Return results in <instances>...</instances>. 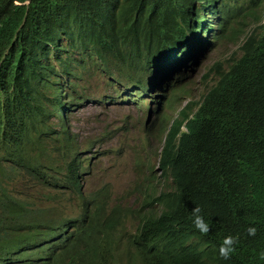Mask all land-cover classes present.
I'll list each match as a JSON object with an SVG mask.
<instances>
[{
    "label": "trees",
    "instance_id": "obj_1",
    "mask_svg": "<svg viewBox=\"0 0 264 264\" xmlns=\"http://www.w3.org/2000/svg\"><path fill=\"white\" fill-rule=\"evenodd\" d=\"M263 22L264 0H0V264H264ZM208 32L245 41L167 133L160 168L175 187H131L144 200L137 216L111 185L87 191L92 164L77 134L50 128L52 112L68 123L69 108L92 99L81 82L100 75L147 91L154 63L182 62ZM22 179L72 191L78 212L21 198ZM197 206L206 235L192 223ZM228 235L239 240L224 259Z\"/></svg>",
    "mask_w": 264,
    "mask_h": 264
},
{
    "label": "rangeland",
    "instance_id": "obj_2",
    "mask_svg": "<svg viewBox=\"0 0 264 264\" xmlns=\"http://www.w3.org/2000/svg\"><path fill=\"white\" fill-rule=\"evenodd\" d=\"M244 41L245 37L237 45L208 41L204 55L191 58L185 67L179 65L174 80L177 86L184 87V92L178 93L181 100L170 106L160 97L166 92V100L171 99V90L156 91L158 99H155L151 93L148 95L147 91L129 90L135 88L130 85L127 89L117 85L111 86V78L101 75L93 77L90 82H82L81 93L101 102L77 105L71 108L68 115L71 131L79 136V155L92 164L91 175L83 179L87 191L92 192L109 184L115 198H126L128 195V206L135 208L138 196L132 195L131 187L138 186L143 191L158 187L159 192L174 187L171 179H161L159 169L157 155L163 144L162 122L166 119V125L170 127L179 111L187 105V108L193 111L217 80L213 67L218 65V68L221 66L222 70H226L241 56L239 46ZM194 52L201 54L197 48ZM163 78L165 77L160 75L155 86L149 89L158 88ZM186 94L188 96H185ZM116 95L120 97L118 101L111 102L109 97L117 98ZM124 98L130 101H123ZM50 128L60 133L58 121L51 123ZM59 137L62 139L57 133L50 136L54 143H60ZM151 176H154V179ZM15 188L21 198H34L47 210L61 207L62 209L56 212L57 215L73 217L78 212L80 201L70 190L53 191L49 189L48 184L33 187L23 179L15 182ZM127 228H131L130 222L127 223Z\"/></svg>",
    "mask_w": 264,
    "mask_h": 264
},
{
    "label": "clouds",
    "instance_id": "obj_3",
    "mask_svg": "<svg viewBox=\"0 0 264 264\" xmlns=\"http://www.w3.org/2000/svg\"><path fill=\"white\" fill-rule=\"evenodd\" d=\"M206 35L207 36L203 37L201 45H195L194 40H191L190 45L188 46V48L185 51V53L187 54V57L182 62H175L173 65H170L169 63H167V64H165V63L164 64L154 63L153 64L152 69H151L152 70V74L149 77L148 82H147V86H148L147 93H148V95H149V93H151V95H153L152 98L156 99L157 98L156 97V93H155L156 91L157 92L158 91H162L163 89L166 90V91L171 90L173 92L172 98L166 100V97H167L168 93L164 92L163 96L160 97L163 100V102L166 101V105L170 106V105H173L174 103H178L181 100V98L179 97L178 93H183V91H181V88H184V87L182 85L177 86L176 83H175V80H174V75L176 73H178V71H179L178 70V66L182 65V67H185V64L187 62H189L191 58L199 57L200 55H204L203 54L205 52L204 49L206 47H208V45H207L208 41L209 42H214V43H216L217 41H220V42L223 43V41L221 39L217 38L215 36V34H213V33L208 32ZM195 48H197L199 51H201V54H196L194 52ZM160 75H163L165 78H163L161 80V83L157 86L158 88H153L152 90L149 89L152 86H155L156 81L158 80V77ZM172 80H173V82H172ZM111 86H113L112 85V81H111ZM127 86H128V82L122 88L127 89ZM80 87H81V84H80ZM157 89H159V90H157ZM129 90L146 92L145 89H139V88H136V87L134 89H129ZM79 91L81 92L80 89H79ZM185 96H188V95L186 94ZM119 98H120L119 96H117V98L115 96H110L109 100L111 102H113V101H118L117 99H119ZM123 101H130V100H127V99L124 98ZM94 103H101V102H96V100H94V98H92L91 100L86 101L83 105H86V104L89 105V104H94ZM159 103L162 104V102H159ZM189 104H190V102H189ZM77 105L81 106L79 103L75 104V106H77ZM186 107H188V105ZM183 109H181L180 111H182ZM196 109L197 108H195L193 111H191V110H188V108H187L186 110H188L191 113H193V112L196 111ZM70 111H71V108H69V110L67 112L68 123L63 122L61 120V114L60 113L53 111L52 112V117L49 118V120H48L49 126L51 125V123H54L55 121H58V123H60V129H59L60 133L64 132V131L71 130L70 127H69V122L70 121H69V118H68V115H69ZM180 111H179V113H180ZM179 113H178V116H179ZM178 116L176 118H178ZM176 118L173 119V122H174V120ZM173 122H172V124H173ZM166 124H167L166 119H164V127H163L162 134H161L162 135L163 144H162V148H161L160 153L157 155L158 158H159V169L161 171V179H163V180H167V179L162 177L163 172H162V170L160 168V161H161V155H162V152H163V148H164V145L166 143L167 133L171 129V126H172V124H171L170 127H167ZM151 178L154 179V176H151ZM174 187H175V185H174ZM174 187H170L168 190H171ZM157 189H158V187L156 188V193L158 194L159 191ZM163 191H167V190H163ZM114 199H118V198L114 197ZM123 203L127 204V199H125ZM131 207H133V206H131ZM144 208H145L144 207V200H143L142 196L140 195V197L138 198L136 207L134 208V209H136L135 213H134V216L142 214ZM201 211H202L201 208L198 207V206L195 207L192 210V223H193V225H194L196 230H198L201 234L206 235L210 231V225L204 220V217L201 215ZM247 232H248V235L255 236L256 235V228L255 227H249ZM238 240H239L238 237H234L232 235L226 236L223 239V241H222V243H221V245L219 246V249H218L220 257H222L224 259H229L230 256L232 255V253L235 251V246L238 243ZM260 259L264 260V252L260 253Z\"/></svg>",
    "mask_w": 264,
    "mask_h": 264
}]
</instances>
